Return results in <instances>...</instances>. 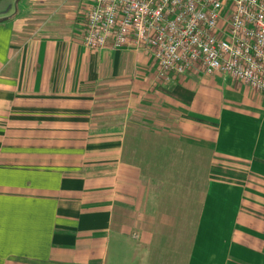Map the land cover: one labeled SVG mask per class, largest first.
Listing matches in <instances>:
<instances>
[{
	"label": "crops",
	"instance_id": "crops-1",
	"mask_svg": "<svg viewBox=\"0 0 264 264\" xmlns=\"http://www.w3.org/2000/svg\"><path fill=\"white\" fill-rule=\"evenodd\" d=\"M88 6L0 0V264H264V102L84 50Z\"/></svg>",
	"mask_w": 264,
	"mask_h": 264
},
{
	"label": "built area",
	"instance_id": "built-area-1",
	"mask_svg": "<svg viewBox=\"0 0 264 264\" xmlns=\"http://www.w3.org/2000/svg\"><path fill=\"white\" fill-rule=\"evenodd\" d=\"M79 42L145 53L162 84L218 76L264 102V0H89Z\"/></svg>",
	"mask_w": 264,
	"mask_h": 264
},
{
	"label": "rangeland",
	"instance_id": "rangeland-1",
	"mask_svg": "<svg viewBox=\"0 0 264 264\" xmlns=\"http://www.w3.org/2000/svg\"><path fill=\"white\" fill-rule=\"evenodd\" d=\"M222 80H224V79H222ZM225 82H226V80L224 81V84H223L225 91L228 89L232 94H235L236 96H238L239 92H238V90H236L237 88L234 86V84L228 85V82H226V83ZM222 83L223 82H220L219 86H220V84L222 85ZM220 88H222V87H220ZM223 95L224 94H222V92L219 93L220 98H225V95L224 96ZM212 166H214V168H215L214 177L216 179L227 180V181L237 182V183L241 182L242 184H245V183L247 184L248 182H250L249 184H253L251 181H248L250 178L247 179L248 176L245 175L246 172L244 171V169L242 167L236 165V164L226 163V162H218L215 160L214 163L212 164ZM261 186L264 188L263 185H261Z\"/></svg>",
	"mask_w": 264,
	"mask_h": 264
}]
</instances>
